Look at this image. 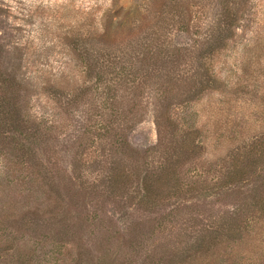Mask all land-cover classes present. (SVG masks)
Segmentation results:
<instances>
[{"label":"rangeland","instance_id":"obj_1","mask_svg":"<svg viewBox=\"0 0 264 264\" xmlns=\"http://www.w3.org/2000/svg\"><path fill=\"white\" fill-rule=\"evenodd\" d=\"M226 8L232 36L214 49ZM4 95L36 136L6 127L23 158L0 143V250L15 254L0 264H166L253 198L219 179L264 140V0H0ZM192 129L202 149L188 158ZM165 160L180 164L183 188L143 200Z\"/></svg>","mask_w":264,"mask_h":264},{"label":"trees","instance_id":"obj_2","mask_svg":"<svg viewBox=\"0 0 264 264\" xmlns=\"http://www.w3.org/2000/svg\"><path fill=\"white\" fill-rule=\"evenodd\" d=\"M232 9H225V28L226 34H222L217 39V44L213 48H221L226 45L227 38L231 37L232 28L236 17L231 12ZM231 13V14H230ZM224 14V15H225ZM212 85H207L204 81L199 82V87L196 86L198 91H202L205 88L211 86L217 88L220 84L216 77H212ZM201 82L202 85H201ZM208 86V87H207ZM163 118V119H162ZM165 120V113L161 112L156 117V124L158 132L160 134L162 122ZM10 126L11 129L18 131L26 138L34 137L36 134L24 119L21 118L18 106H12V102L7 95L0 98V143L3 141L6 147H12L14 150L19 151V155L27 156V149L24 143H19L17 137L9 135V130L6 129ZM108 131L109 128L105 127ZM6 129V130H5ZM4 130V131H2ZM111 131V130H110ZM199 129H192L187 131L184 136V143L186 145L183 148V153L187 152V156H191L193 153H199L202 149V144L196 142V136ZM108 133V132H107ZM8 134V136H7ZM262 139V138H261ZM125 140V139H124ZM182 147V146H181ZM147 149L146 151H149ZM140 154V152L138 153ZM185 154V153H184ZM143 157L146 154H142ZM177 161L165 160L158 166V170H155L154 175H145L144 178V198L143 200L151 199L154 203L158 199L159 194L164 188V185L169 189L181 190L183 188L182 183H179ZM263 169L264 174V140H255L246 147H242L237 150L236 154L230 159V165L226 169L223 177H221L220 183L222 187H226L228 190L236 191L238 189L240 193H249L253 196L252 200L243 198V202L231 211L228 212L227 217L221 220L213 221L206 227L202 228L197 235L193 245L191 244L190 251L186 250L184 257H173L166 264H243L242 259L247 260L245 264H264V239L258 238L255 235H260L261 227L258 223L264 225V178L255 176L258 170ZM129 169L124 170L121 168L118 173L111 176L112 189H120L124 185L123 177L126 174L128 176ZM175 181V184L171 182ZM254 182L256 185H249L250 182ZM244 188V189H243ZM150 201V200H149ZM152 204L155 205V204ZM253 226V228H251ZM137 236V232L126 231L119 234L120 239L128 240L132 242L133 235ZM248 237L250 240H248ZM138 241V237L136 239ZM138 243L133 241L131 248L133 252L137 251ZM238 249V250H237ZM237 250V251H236ZM140 250H138L139 252ZM1 256H14L12 247H3L0 250ZM193 257V258H192ZM192 258V259H190ZM237 259L233 262L234 259ZM190 259V260H189ZM240 259V260H239ZM23 260L22 256H18L17 260ZM113 260L108 262L104 259L101 264H112Z\"/></svg>","mask_w":264,"mask_h":264}]
</instances>
